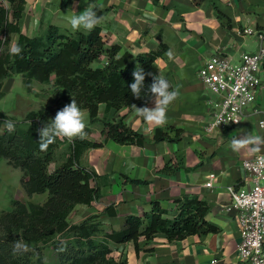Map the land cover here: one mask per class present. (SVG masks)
<instances>
[{"label": "crops", "instance_id": "0c3cea01", "mask_svg": "<svg viewBox=\"0 0 264 264\" xmlns=\"http://www.w3.org/2000/svg\"><path fill=\"white\" fill-rule=\"evenodd\" d=\"M93 3L108 8L101 20L100 33L106 44L119 45L118 54L150 51L160 42L166 44V49L152 63L153 72L165 78L172 89L179 90L180 96L169 106L167 121L162 126L138 117L133 107H111L107 111L104 102L98 104V120L90 123L87 109L82 108L86 126L90 128L87 138L103 144L85 148L79 163L96 171L95 183L101 194L89 204H76L68 220L78 222L92 213H100L104 224L121 228L126 214H142L149 209L151 200H158L166 209L165 215L173 217L177 212L176 198L197 194L207 201L205 217L218 227L216 232L171 241L157 232L150 239L141 236L138 251L132 241H111L110 255L117 264H210L212 258H217L214 264L236 261L239 228L226 187L252 184L241 161L255 153L251 146L233 151L231 142L240 136L241 129L264 136V129L257 123L262 115L260 110H264V88L257 90L254 102L245 108L238 124L207 131L204 125L216 96L201 82L198 69L216 51L237 60L243 51L264 47V38L239 32L244 26L264 31V0H79L74 10L79 13ZM72 5L73 0L68 4L64 0H25L19 28L29 36L42 32L47 24L63 31L73 30L67 18L73 14ZM15 39L13 34L11 46ZM169 50L172 59L165 54ZM106 61L107 57L101 54L92 64L103 65ZM260 76L264 81V62ZM66 104L59 100L56 112ZM147 106L154 107V100ZM120 116L144 134L143 145L104 139L100 119ZM157 127L168 131L171 137L175 136L174 128H180L181 132L175 140H155L153 133ZM68 142L63 139L59 147L67 146ZM64 151L60 153H67V148ZM210 172L214 173L211 185H205ZM129 178L144 181L137 183ZM109 204L116 208L113 215L103 212Z\"/></svg>", "mask_w": 264, "mask_h": 264}, {"label": "trees", "instance_id": "16d2710c", "mask_svg": "<svg viewBox=\"0 0 264 264\" xmlns=\"http://www.w3.org/2000/svg\"><path fill=\"white\" fill-rule=\"evenodd\" d=\"M70 1L64 0V4ZM24 4L25 0H0V98L5 93V78L22 73L26 90H31L32 81L48 83L52 93L57 95L55 101L76 100L81 108L87 109L90 123L98 120L100 102L105 103L107 111L111 107L128 109L132 104L145 105L144 100L135 99L128 88L133 82L131 73L136 67H142L154 74L152 63L166 49L165 43L160 42L150 51L118 54V44H106L103 40L101 23L92 31H63L54 24H47L42 32L29 36L20 30L18 23ZM92 6L102 17L108 9L96 3ZM13 34H16L13 44L22 47V56L10 54ZM101 54L107 57L106 63L94 66L93 60ZM151 83L152 78L146 76L145 88ZM52 111L46 104L28 110L20 119L0 111V159L21 170V186L27 195L47 192L42 202L11 198V207L0 210V264H44L42 247L45 244L52 246L57 264H117L110 255L111 241H132L138 251L141 236L150 239L162 232L171 241L217 231L218 227L205 217L209 208L207 201L197 194L176 198L177 212L173 217L166 216V209L154 199L142 214H126L121 228L104 224L100 213L70 222L68 215L76 204H89L101 194L95 183L96 171L81 165L79 156L85 148L100 146L103 141L87 136L76 138L68 142L67 153L61 154L56 153L62 142L57 139L46 151H41L37 128L42 126L41 121L52 118ZM8 120L15 122L14 132H8L5 123ZM100 121L104 139L143 145L144 134L128 125L123 116ZM85 131L88 135L90 128L86 126ZM174 131L175 136L171 137L168 131L157 127L153 138L175 140L181 129L174 128ZM103 212L113 215L116 208L109 204ZM15 241L27 244L29 251L13 254Z\"/></svg>", "mask_w": 264, "mask_h": 264}, {"label": "built area", "instance_id": "2783aa9c", "mask_svg": "<svg viewBox=\"0 0 264 264\" xmlns=\"http://www.w3.org/2000/svg\"><path fill=\"white\" fill-rule=\"evenodd\" d=\"M243 35L255 34L264 38V31L251 26L239 30ZM264 62V47L254 51H243L237 60L226 53L216 51L208 56L198 69L204 86L216 98L204 129L211 131L218 127L238 124L245 108L254 102L259 88H264L260 69ZM258 119V126L264 129V110ZM227 122V124L225 123ZM264 149L242 159L241 165L251 185L236 187L227 185L229 204L236 210L239 239L236 244L238 259L226 264H264ZM214 173L208 174L205 185H211ZM217 262L212 258L210 264Z\"/></svg>", "mask_w": 264, "mask_h": 264}, {"label": "clouds", "instance_id": "9594fccd", "mask_svg": "<svg viewBox=\"0 0 264 264\" xmlns=\"http://www.w3.org/2000/svg\"><path fill=\"white\" fill-rule=\"evenodd\" d=\"M79 6V0H73V14L69 15L68 22L73 30L92 31L101 23L102 16L97 15L92 5H88L83 11L76 13L74 10ZM10 54L22 56V47L13 44L10 47ZM169 59L173 58L171 50L165 53ZM133 82L128 88L135 99H143L145 105L138 107L132 104L136 115L150 124L162 126L167 121V111L180 96L177 89H172L170 83L161 75H154L152 72H146L144 68H135L131 73ZM151 77L152 83L145 88V78ZM154 107H148V103L153 102ZM239 123V121H234ZM9 133L15 131V122L8 120L5 122ZM227 124V122H225ZM41 127L37 128L39 135V147L41 151H46L49 145L56 142L57 139H68L72 141L76 138L84 139L86 136V118L84 110L72 99L70 103L59 109L55 116L47 121H41ZM251 146L254 153L261 152L264 149V136L256 135L246 129H241L240 136L234 138L231 142L233 151L239 152ZM264 164V158L260 161ZM21 249L23 250L21 252ZM29 251L27 244L22 241L13 243V254H23ZM63 251V248L61 249Z\"/></svg>", "mask_w": 264, "mask_h": 264}, {"label": "rangeland", "instance_id": "374dc122", "mask_svg": "<svg viewBox=\"0 0 264 264\" xmlns=\"http://www.w3.org/2000/svg\"><path fill=\"white\" fill-rule=\"evenodd\" d=\"M3 90L5 93L0 98V111L12 114L16 119L22 118L28 110L37 109L42 105H50L54 111L52 115H55L59 108L58 101H55L57 95L52 93L48 83L35 84V81H32L31 90L28 91L24 86L22 73H14L6 78ZM66 148V145H62L57 148V152L60 153ZM21 174L19 168L7 164L4 158L0 159V210L11 207V198L33 202H42L46 198V191L27 195L21 186ZM42 253L44 264H57L55 252L50 244L43 245Z\"/></svg>", "mask_w": 264, "mask_h": 264}]
</instances>
